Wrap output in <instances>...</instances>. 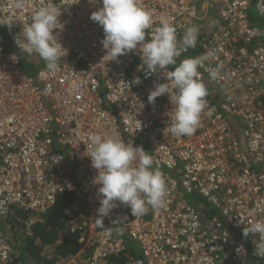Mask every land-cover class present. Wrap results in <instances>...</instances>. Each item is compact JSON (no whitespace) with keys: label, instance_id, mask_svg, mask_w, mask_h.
I'll return each mask as SVG.
<instances>
[{"label":"built area","instance_id":"built-area-1","mask_svg":"<svg viewBox=\"0 0 264 264\" xmlns=\"http://www.w3.org/2000/svg\"><path fill=\"white\" fill-rule=\"evenodd\" d=\"M43 2L24 0L17 9L15 0H0V19L15 18L0 26L9 42L0 52V218L25 212L31 231L60 194L74 193L65 226L83 246L64 264H104L129 240L142 255L126 264H264L255 254L258 234L243 235L264 220V0H140L153 28L169 20L179 41L195 25L198 56L215 53L198 69L208 89L200 125L182 137L165 129L168 96L148 101L156 82H168L164 70L149 73L139 46L108 61L103 29L90 19L102 0H55L68 50L55 74L38 55L21 53L16 37ZM33 58L43 64L29 71L23 60ZM218 65L212 80L207 69ZM94 134H117L153 156L167 181L165 208L133 216L117 201L97 226L98 170L86 154ZM203 209L215 212L206 218ZM13 251L0 227V264H11Z\"/></svg>","mask_w":264,"mask_h":264},{"label":"clouds","instance_id":"clouds-1","mask_svg":"<svg viewBox=\"0 0 264 264\" xmlns=\"http://www.w3.org/2000/svg\"><path fill=\"white\" fill-rule=\"evenodd\" d=\"M24 6V0H15V8ZM61 14V5L57 6L55 0H44L32 10L30 21L23 23L16 37L20 52L38 55L51 74L59 71L60 60L68 53L57 32L65 26ZM90 19L103 29L101 44L108 61L117 60L139 46L142 64L149 73L164 70L168 82H156L148 101L155 102L157 97L167 95L173 107L165 129L177 137L193 135L200 125L208 96L198 69L214 58L215 53L209 50L201 56L186 57L178 64L176 58L182 50L196 46L198 27H187L178 41L176 28L169 20L153 28L152 13L140 0H102V6L91 13ZM14 20L0 19V26L11 27ZM170 65L175 66L173 70H168ZM207 70L210 79L220 77L221 66ZM90 144L91 149L86 154L92 167L98 170L93 179V183L99 185L98 227H103L104 218L110 215L117 201L130 207L133 216L146 214L149 206L153 210L167 206L166 178L158 167H153L154 158L143 147L126 143L117 134L91 135ZM257 234L259 240L253 241L255 254L264 256V220L243 227L245 237Z\"/></svg>","mask_w":264,"mask_h":264},{"label":"trees","instance_id":"trees-1","mask_svg":"<svg viewBox=\"0 0 264 264\" xmlns=\"http://www.w3.org/2000/svg\"><path fill=\"white\" fill-rule=\"evenodd\" d=\"M255 22L261 24L257 18H255ZM262 32L264 35V27H262ZM0 35L2 34L0 33ZM7 44L8 41L2 43L3 46ZM198 55V49L191 48L188 54L177 60V64L186 57H197ZM30 61L37 67L43 64V61L35 58ZM31 66L27 70L32 71ZM172 67L175 66L172 65ZM75 198L74 193L60 194L54 206L41 216L31 231L25 229V220L28 217L25 212L17 211L16 215L9 218L8 221L13 230H10L11 233H7V235L14 249L11 264H64L80 251L83 246L80 234L68 230L65 226V221L70 217L68 208ZM203 210L206 218L215 212V210ZM141 255L139 246L129 240L128 247L124 252L106 258L104 264H126ZM249 257L245 259L247 260Z\"/></svg>","mask_w":264,"mask_h":264},{"label":"rangeland","instance_id":"rangeland-1","mask_svg":"<svg viewBox=\"0 0 264 264\" xmlns=\"http://www.w3.org/2000/svg\"><path fill=\"white\" fill-rule=\"evenodd\" d=\"M250 11H251V13H253L254 15H256L257 14V12H256V9H255V6L254 5H252L251 7H250ZM7 38L6 37H4L3 35H0V52H2L3 51V48H2V43H6L7 42V40H6ZM9 43V42H8ZM8 45V44H7ZM23 63L25 64V67H26V69H28V67H30L31 65V69L32 70H37V66L36 65H33V62L32 61H30V60H23ZM0 227L4 230V232H6V233H11V231L10 230H13L12 228H11V225H10V223H9V221H5V220H2L1 218H0ZM13 232V231H12ZM19 235H22V234H19ZM23 236V235H22Z\"/></svg>","mask_w":264,"mask_h":264}]
</instances>
